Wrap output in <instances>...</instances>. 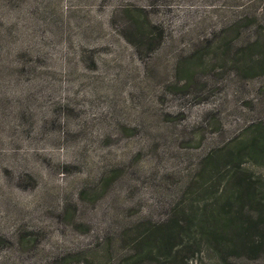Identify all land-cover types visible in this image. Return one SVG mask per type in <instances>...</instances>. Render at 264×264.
<instances>
[{"label":"rangeland","instance_id":"rangeland-1","mask_svg":"<svg viewBox=\"0 0 264 264\" xmlns=\"http://www.w3.org/2000/svg\"><path fill=\"white\" fill-rule=\"evenodd\" d=\"M253 138L264 0H0V264H221L211 211L242 176L264 202V155L202 168Z\"/></svg>","mask_w":264,"mask_h":264},{"label":"trees","instance_id":"trees-1","mask_svg":"<svg viewBox=\"0 0 264 264\" xmlns=\"http://www.w3.org/2000/svg\"><path fill=\"white\" fill-rule=\"evenodd\" d=\"M152 36V34L146 36L144 33L142 38H150L149 44L153 46L155 38ZM134 44L140 48L142 41H137ZM242 150H246L251 157L261 155V151L264 155V140L253 138L248 142L246 147L228 150V152H222V150L212 152L206 159V165L202 168L201 175L203 179L206 178V184H210V186L206 187L207 189L213 187L214 179L223 168L224 170L230 168L232 171L242 172L244 160ZM236 183L234 186L235 191L225 198L224 204H220L211 211L212 213L209 218H211L213 224L211 229L208 230L207 228V232L205 233L210 242L209 244L219 255L221 264H226L231 258H238L240 256L257 259L264 251V228L261 223L264 217V202L258 198L255 192L257 187L251 182V177H238ZM248 203L255 206L259 213L251 217L250 221L245 222L242 220V214ZM234 206L239 210L236 214L229 211ZM179 223V219H171L166 229L167 231L162 237L163 249L167 252H172L181 245L178 241L181 236L179 232L181 226ZM227 230H232L234 237L229 243H226L221 237L222 231ZM155 232L157 231L154 230L152 234L154 235Z\"/></svg>","mask_w":264,"mask_h":264}]
</instances>
